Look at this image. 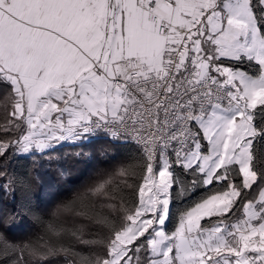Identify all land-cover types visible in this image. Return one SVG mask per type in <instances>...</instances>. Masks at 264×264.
I'll return each instance as SVG.
<instances>
[{"label":"snow or ice","instance_id":"snow-or-ice-1","mask_svg":"<svg viewBox=\"0 0 264 264\" xmlns=\"http://www.w3.org/2000/svg\"><path fill=\"white\" fill-rule=\"evenodd\" d=\"M0 108L5 159L103 133L141 162L131 203L124 164L57 209L104 238L0 232V264H264V0H0ZM216 184L165 230L174 198Z\"/></svg>","mask_w":264,"mask_h":264},{"label":"trees","instance_id":"trees-1","mask_svg":"<svg viewBox=\"0 0 264 264\" xmlns=\"http://www.w3.org/2000/svg\"><path fill=\"white\" fill-rule=\"evenodd\" d=\"M6 156L7 159L0 157V232L17 243L37 245L41 237L55 242L57 238L46 232L48 223L65 227L82 226L83 238L86 240L104 238L103 229L79 217L57 213V209L74 200L79 193L103 179L106 174L114 173L120 165L129 164L136 169V178L128 180L130 187L123 192L129 203L136 199L134 192L141 174L138 153L133 145L105 138L103 133H98L90 142L82 144L61 142L43 154L8 156L6 153ZM184 179L187 183L188 178ZM121 188H124L123 183ZM221 190L220 184L198 187L178 199L174 198L165 230L174 232L179 226L180 212ZM256 195L258 193L250 192V197ZM104 211L108 212V209ZM242 215V208H237L229 214L228 220ZM201 223L211 226L208 218ZM60 239L64 243H72L77 251H102L98 245L89 248L66 235ZM25 260L28 264H37L27 255ZM42 264H64V258H49Z\"/></svg>","mask_w":264,"mask_h":264},{"label":"rangeland","instance_id":"rangeland-1","mask_svg":"<svg viewBox=\"0 0 264 264\" xmlns=\"http://www.w3.org/2000/svg\"><path fill=\"white\" fill-rule=\"evenodd\" d=\"M166 223H167V221H166ZM165 226H166V224H165ZM166 229V228H165Z\"/></svg>","mask_w":264,"mask_h":264}]
</instances>
